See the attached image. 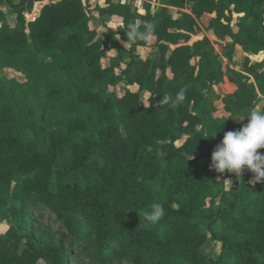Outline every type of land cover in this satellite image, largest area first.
<instances>
[{
    "label": "trees",
    "instance_id": "1",
    "mask_svg": "<svg viewBox=\"0 0 264 264\" xmlns=\"http://www.w3.org/2000/svg\"><path fill=\"white\" fill-rule=\"evenodd\" d=\"M36 3L44 4L26 21ZM158 4L140 12L111 0L93 8L82 0H0V73L11 74L0 77V205L10 223L0 264H68L70 253L32 220L36 205L92 246L99 264H264V182L251 185L245 169L226 189L230 175L210 169L224 134L264 100V61L248 57L264 52V0ZM205 15L226 47L223 58L230 62L236 47L246 56L232 73L235 91L221 99L213 43H190ZM92 18L105 27L103 38L89 27ZM113 20L117 27H108ZM143 21L156 24L155 38L123 48L127 24ZM138 48L156 54L143 58ZM110 51L115 57L102 66ZM122 80L137 90L118 95ZM180 89L182 104L159 103ZM153 203L165 215L146 226ZM208 234L220 243L216 258L203 253Z\"/></svg>",
    "mask_w": 264,
    "mask_h": 264
},
{
    "label": "rangeland",
    "instance_id": "2",
    "mask_svg": "<svg viewBox=\"0 0 264 264\" xmlns=\"http://www.w3.org/2000/svg\"><path fill=\"white\" fill-rule=\"evenodd\" d=\"M136 1H142V0H136ZM137 5L140 6L141 2L136 4V6ZM1 9H2L3 13L5 14L6 22L9 24L10 27H13L15 25L14 16L6 8L1 7ZM172 15L176 17L177 16V10H173ZM34 16H35V13H33V11H32V13H30L28 17H25V19H26V21H31L34 18ZM238 17H240V16L233 14L232 23H231L232 25H234L237 22ZM211 18H212V15L211 16L205 15L202 17V19L199 20V22H198L199 33L196 36L192 37L190 43H192L196 40H200L202 38H207L213 43L214 54H215V56H217L221 60L222 71L224 73L223 84L215 90L218 97L221 99L223 96L231 94L235 91L236 85L233 84V82L231 80L232 79V73L242 71V64H243L246 56L241 51V49L239 47H236L230 62L227 61L225 58H223L224 53L226 51L225 45L223 44V42L218 41L215 38V36L212 34V32L210 30H208V22ZM93 19L94 18L90 19V22H89V27L91 29H93V27L96 25L93 22ZM117 25H118V20H113L107 24V26H109L111 28H116ZM104 29L101 30L100 27L97 28L99 33H101L100 36H102L103 33L106 34V31ZM102 31H104V32H102ZM105 34H104V36H105ZM120 44L122 46L126 47L124 42L120 41ZM136 53L140 57H143V58L148 57V58L152 59L155 56L156 51L154 49H151V48H139ZM109 55H112V54L108 53L107 54L108 58L106 57L105 59H103L101 61L102 66H107L108 60L110 59ZM113 55H115V54L113 53ZM248 57H249L250 61H252V62L264 61V52L257 55V56L250 55ZM124 63L121 64V69H116V72L118 74L124 68ZM10 75L11 74L8 72L0 73V77H10ZM123 88H127L132 92H135L137 90L136 86H128L122 80L116 86V89H115L116 93L118 95H121ZM145 98H146V95H144V97H143V104H145ZM263 105H264V100H262L260 103H258V105L255 108H260ZM217 106H218V108L221 107L220 101H219V103H217ZM216 116H219V117L223 116L221 108L217 112ZM244 172H245V170H243L240 175L244 174ZM225 174L230 175L229 178L225 181V188L226 189H233L236 186H238V184H239L238 178L239 177H237L235 174L228 173L227 171L225 172ZM251 185H253V184H251ZM209 207H217L216 201L214 202V204H212ZM7 210L8 209L5 206L0 205V235H4L10 227L9 220L5 216L8 212ZM29 212H30L32 220L36 224H38L39 227H41L43 230H46L51 235L52 241L57 243V244H61L70 253V257L68 259V264H99L93 247L90 246L89 244H87L85 241H82V242L74 241L73 238L66 232L62 223L57 219V217L53 213H51V211L42 207L41 205H36V206L30 207ZM220 249H221L220 243L218 241L213 240L211 238L210 234H208V239H207V242H206L204 249H203L204 255H206L207 257H210V258H216V257H218V255L220 253ZM115 264H129V263H127L125 261H121L120 263H115Z\"/></svg>",
    "mask_w": 264,
    "mask_h": 264
},
{
    "label": "clouds",
    "instance_id": "3",
    "mask_svg": "<svg viewBox=\"0 0 264 264\" xmlns=\"http://www.w3.org/2000/svg\"><path fill=\"white\" fill-rule=\"evenodd\" d=\"M124 44L150 43L155 38L156 24L143 21L138 27L137 23H128ZM186 100L184 89H180L175 97L165 94L159 101L163 105L176 108ZM247 120L246 124L237 130L228 131L222 141L216 145L211 155L210 169L215 170L220 177L225 172L240 177L243 170L253 174L250 184L264 182V108H252L246 116L237 122ZM214 138V137H212ZM189 159H192L190 154ZM165 215V209L160 203H153L151 211L144 214L146 226L156 225Z\"/></svg>",
    "mask_w": 264,
    "mask_h": 264
},
{
    "label": "crops",
    "instance_id": "4",
    "mask_svg": "<svg viewBox=\"0 0 264 264\" xmlns=\"http://www.w3.org/2000/svg\"><path fill=\"white\" fill-rule=\"evenodd\" d=\"M84 4H86L87 6H89L90 8H93L95 6H99V7H104L105 6V0H82ZM113 2H116V1H120V3L124 4L126 2H131L133 4V6L135 7H138L139 11L141 12L142 11V8H143V5L144 4H148L151 8V11L154 12L156 11L158 8H159V4H158V0H142V1H136V0H111ZM141 2V5L140 6H136V4L140 3ZM44 3H36L33 7V13H35V17H37L39 11H40V8L42 7ZM35 11V12H34ZM32 13V12H31ZM29 14H26L25 17H28ZM33 18V19H34ZM32 19V20H33ZM93 22L96 24L94 27H93V30H95V32L97 33V36L99 38H103L104 34H102V36H100L101 33H99V31L97 30L98 27L101 28V30H103L105 27H103V25L101 24V22L99 21V19L97 18H94L93 19ZM108 24V23H107ZM109 27V26H108ZM106 31V29H104ZM104 32V31H102ZM106 35V34H105ZM126 45V44H125ZM122 46V45H121ZM123 48L127 49L128 45H126V47L122 46ZM139 49V48H138ZM137 49V50H138ZM113 53L115 54L114 51H110L109 54H112V55H109V58H114L115 55H113ZM108 58V57H107ZM252 179V178H251Z\"/></svg>",
    "mask_w": 264,
    "mask_h": 264
}]
</instances>
